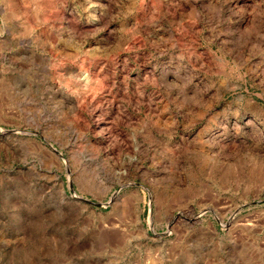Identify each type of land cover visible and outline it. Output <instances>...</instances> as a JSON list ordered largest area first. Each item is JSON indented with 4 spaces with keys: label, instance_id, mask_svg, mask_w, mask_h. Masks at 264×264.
I'll return each mask as SVG.
<instances>
[{
    "label": "rangeland",
    "instance_id": "rangeland-1",
    "mask_svg": "<svg viewBox=\"0 0 264 264\" xmlns=\"http://www.w3.org/2000/svg\"><path fill=\"white\" fill-rule=\"evenodd\" d=\"M0 264H264V0H0Z\"/></svg>",
    "mask_w": 264,
    "mask_h": 264
}]
</instances>
